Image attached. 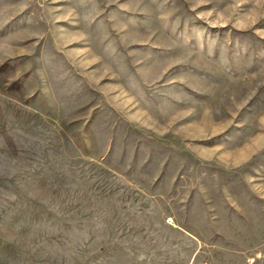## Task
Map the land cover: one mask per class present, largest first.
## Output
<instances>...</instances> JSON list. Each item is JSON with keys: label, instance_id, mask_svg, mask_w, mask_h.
I'll list each match as a JSON object with an SVG mask.
<instances>
[{"label": "rangeland", "instance_id": "obj_1", "mask_svg": "<svg viewBox=\"0 0 264 264\" xmlns=\"http://www.w3.org/2000/svg\"><path fill=\"white\" fill-rule=\"evenodd\" d=\"M0 264H264V0H0Z\"/></svg>", "mask_w": 264, "mask_h": 264}]
</instances>
